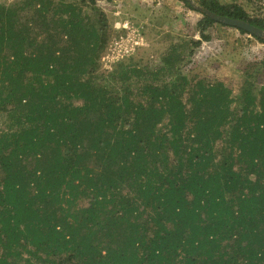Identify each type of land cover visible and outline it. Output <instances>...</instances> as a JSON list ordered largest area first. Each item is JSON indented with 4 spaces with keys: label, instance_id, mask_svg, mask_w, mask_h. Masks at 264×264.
Here are the masks:
<instances>
[{
    "label": "trees",
    "instance_id": "16d2710c",
    "mask_svg": "<svg viewBox=\"0 0 264 264\" xmlns=\"http://www.w3.org/2000/svg\"><path fill=\"white\" fill-rule=\"evenodd\" d=\"M107 21L96 0L0 2V264H264V81L184 71L208 15L155 66Z\"/></svg>",
    "mask_w": 264,
    "mask_h": 264
},
{
    "label": "rangeland",
    "instance_id": "374dc122",
    "mask_svg": "<svg viewBox=\"0 0 264 264\" xmlns=\"http://www.w3.org/2000/svg\"><path fill=\"white\" fill-rule=\"evenodd\" d=\"M14 1L0 0L7 3ZM219 1L241 4L251 15L264 16V0ZM96 6L107 15L113 36H125L122 48L132 53L123 60L125 62L159 65L162 54L171 44L186 53L185 50L192 47V38L201 40L196 22L203 14L188 7L183 0H96ZM207 33L210 39L202 40L191 58L183 59L182 67L186 73L195 78L221 79L234 83L244 70L249 69L260 81H264L263 42L249 33L219 23L211 25ZM136 40L138 45H135ZM120 48L121 45L117 49L112 47L106 50L99 71L107 68L106 59L109 55L119 56L124 53Z\"/></svg>",
    "mask_w": 264,
    "mask_h": 264
},
{
    "label": "water",
    "instance_id": "95a60500",
    "mask_svg": "<svg viewBox=\"0 0 264 264\" xmlns=\"http://www.w3.org/2000/svg\"><path fill=\"white\" fill-rule=\"evenodd\" d=\"M185 2H188L193 8L199 10L202 12V14L208 15L212 19L216 20L217 22L224 23L229 26L236 27L238 29H242L249 33L250 35L258 36L264 38V29L255 26L252 23H249L248 21L242 19V18H233L225 15H219L215 12H212L208 8L198 4L195 0H184Z\"/></svg>",
    "mask_w": 264,
    "mask_h": 264
},
{
    "label": "built area",
    "instance_id": "2783aa9c",
    "mask_svg": "<svg viewBox=\"0 0 264 264\" xmlns=\"http://www.w3.org/2000/svg\"><path fill=\"white\" fill-rule=\"evenodd\" d=\"M140 36H136L135 38H139ZM134 38V39H135ZM139 44V42H138V40H136V42H135V45H138Z\"/></svg>",
    "mask_w": 264,
    "mask_h": 264
}]
</instances>
